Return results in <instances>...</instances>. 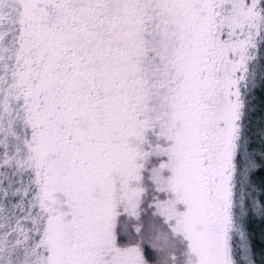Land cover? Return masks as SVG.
<instances>
[{
    "label": "snow or ice",
    "instance_id": "1",
    "mask_svg": "<svg viewBox=\"0 0 264 264\" xmlns=\"http://www.w3.org/2000/svg\"><path fill=\"white\" fill-rule=\"evenodd\" d=\"M0 264H264V0H0Z\"/></svg>",
    "mask_w": 264,
    "mask_h": 264
}]
</instances>
